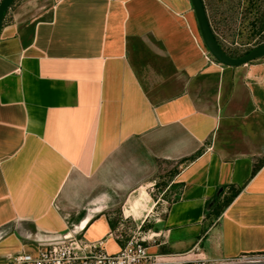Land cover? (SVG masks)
Listing matches in <instances>:
<instances>
[{"label":"crops","instance_id":"obj_1","mask_svg":"<svg viewBox=\"0 0 264 264\" xmlns=\"http://www.w3.org/2000/svg\"><path fill=\"white\" fill-rule=\"evenodd\" d=\"M263 160L264 59L216 61L191 0H16L6 12L0 264L69 237L118 253L116 206L151 254L263 255ZM159 163L178 165L169 203L150 196Z\"/></svg>","mask_w":264,"mask_h":264},{"label":"rangeland","instance_id":"obj_2","mask_svg":"<svg viewBox=\"0 0 264 264\" xmlns=\"http://www.w3.org/2000/svg\"><path fill=\"white\" fill-rule=\"evenodd\" d=\"M203 2L211 27L222 46L230 54L239 58L264 44V0H204ZM177 170V164L159 163L155 174V185L149 189L154 202L162 199L169 203L175 198L178 188L171 183ZM143 213L145 216L147 212L140 213L139 216L142 218H144L141 216ZM112 214L113 219H117V227H119L123 217L121 207L116 206ZM163 215V212L157 210L150 213L155 219ZM137 223L140 222L123 223L127 237L134 232L138 233Z\"/></svg>","mask_w":264,"mask_h":264},{"label":"built area","instance_id":"obj_3","mask_svg":"<svg viewBox=\"0 0 264 264\" xmlns=\"http://www.w3.org/2000/svg\"><path fill=\"white\" fill-rule=\"evenodd\" d=\"M114 235L122 242V248L115 254L108 253L103 242L69 237L43 245L35 254L18 253L7 259L6 264H264V254L221 260L193 259L187 254L162 257L149 252L145 245L147 238L139 232L127 237L124 226H120Z\"/></svg>","mask_w":264,"mask_h":264},{"label":"water","instance_id":"obj_4","mask_svg":"<svg viewBox=\"0 0 264 264\" xmlns=\"http://www.w3.org/2000/svg\"><path fill=\"white\" fill-rule=\"evenodd\" d=\"M16 0H2L0 2V32L6 12ZM198 26L205 46L211 56L220 64L227 67H240L264 58V44L250 50L244 56L233 58L229 56L217 42L211 28L203 0H191Z\"/></svg>","mask_w":264,"mask_h":264},{"label":"trees","instance_id":"obj_5","mask_svg":"<svg viewBox=\"0 0 264 264\" xmlns=\"http://www.w3.org/2000/svg\"><path fill=\"white\" fill-rule=\"evenodd\" d=\"M204 1V0H203ZM211 25V24H210ZM212 28V27H211ZM212 30H213V28H212ZM213 33H214V35H215V38H216V40H217V42L219 43V45L221 46V48L229 55V56H231V57H233V58H238V57H235L233 54H230L223 46H222V44L220 43V41H219V39H218V37L216 36V34H215V32H214V30H213ZM248 53V52H247ZM199 154V153H198ZM197 154V155H198ZM196 156V155H195ZM195 156H193V157H191V158H189V159H187V160H191V159H193ZM263 163H264V160L262 161V162H260V163H258V164H256L255 165V168H254V171H253V174L255 175L258 171H259V169L261 168V166L263 165ZM237 195V192L235 191V192H233V194L231 195V197H229L228 199H227V201H225V206H227L232 200H233V198L235 197ZM221 210L222 209H217V215L218 214H220V212H221ZM113 230H115L114 229V227H113Z\"/></svg>","mask_w":264,"mask_h":264}]
</instances>
